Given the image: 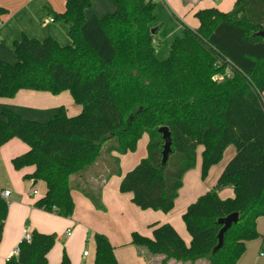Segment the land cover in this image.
Wrapping results in <instances>:
<instances>
[{
  "label": "trees",
  "instance_id": "obj_1",
  "mask_svg": "<svg viewBox=\"0 0 264 264\" xmlns=\"http://www.w3.org/2000/svg\"><path fill=\"white\" fill-rule=\"evenodd\" d=\"M111 1L112 14L86 18L91 0H66L64 13H51L54 22L67 25L69 45L23 35L14 45L17 63L0 59V99H12L21 90L53 95L69 91L82 107L74 117L61 108L46 123L25 120L5 108L0 148L15 138L29 147L12 163L18 171L34 167L24 180L46 184V194L35 208L69 219L75 212L73 190L106 211L103 185L121 174L119 159L112 153L135 152L145 134L147 157L122 178L120 191L132 193L141 209L164 213L174 209L186 173L196 166L198 147H204L205 180L232 145L235 155L216 185L182 216L190 245L173 226L159 223L151 225V238L132 233V245L148 264H237L247 242L259 238L257 220L264 216V37L257 35L264 32V0H236L229 12L197 11L199 27L184 25L164 60L157 55L159 1ZM7 14L0 6V25ZM228 68L231 78H214ZM163 127L172 136L166 166L159 133ZM111 140L115 143L109 159L103 158L100 167L104 146ZM226 187L233 188L234 197L219 196ZM8 213L9 204L0 192V243ZM233 213L239 214V222L213 253L222 229L218 221ZM32 236V242L22 241L19 256L6 264H48L57 234L33 231ZM94 239L95 264H118L109 238L96 233ZM58 264H71L66 252Z\"/></svg>",
  "mask_w": 264,
  "mask_h": 264
},
{
  "label": "crops",
  "instance_id": "obj_2",
  "mask_svg": "<svg viewBox=\"0 0 264 264\" xmlns=\"http://www.w3.org/2000/svg\"><path fill=\"white\" fill-rule=\"evenodd\" d=\"M91 1L93 7L86 11V18L92 16L102 18L113 10V7L109 6V4H106L102 9H98L95 7V1ZM104 1L108 3V0ZM163 1L160 0V2ZM182 2L187 10L186 14L191 12L194 16L197 11L207 8H217L220 11L229 12L234 9L236 4V0H182ZM0 6L8 10L7 16L0 25V59L10 64L17 63L18 59L14 45L22 39L23 35L39 40L50 37L63 46L71 43L67 25L51 21L53 20L52 11L56 13L65 12L66 0H0ZM198 27L199 21L194 22L190 28L197 29ZM5 108L14 110L25 120L40 123L48 122L50 117L58 113L61 108L66 109L69 117H74L82 111V107L75 103L69 91L53 95L48 92L21 90L12 99H0V117ZM141 141L143 148L144 145L149 143V136L147 134L143 135L138 146H140ZM28 151L29 147L17 138L12 139L0 148V183H2L0 192H10L9 198L6 199L9 204V213L0 243V264H6V258L22 242L26 231L57 234L56 243L47 256L48 264H58L64 252L69 256L71 264H95L96 243L94 235L96 233H102L109 238L118 264H148L138 254L137 248L132 245V233L138 232L151 238L153 232L151 225L154 223L170 224L186 245L189 246L191 236L187 231L182 216L187 208L200 196L213 189L221 172L235 155L236 149L231 145L225 150L223 159L218 164L219 168H214L207 181V179H202L201 174L204 147L199 146L197 149L198 167L186 173L183 188L175 202V207L169 213L151 209L143 210L133 203L132 193H122L120 191L122 178L138 166L142 159L147 157V152L146 155L141 154V156H132L135 155V152H129L125 155L113 152L112 156L119 159L121 174L120 176H112L103 185L102 203L106 211L97 210L85 195L78 190H73L72 197L75 202V212L69 219L35 208V203L46 194L45 183L42 185L39 197L31 199L25 196L27 189L30 194L32 193L31 191L34 193L33 189L40 182L36 184L33 181L24 180L25 175L34 172V167L18 171L14 168L12 161ZM26 169H29L30 172H25ZM103 171L100 172L102 173ZM90 182L96 183L97 181L91 179ZM18 188L23 190L21 201H18V195L14 198ZM227 188L230 191L225 192L226 190L224 189L219 192V196L222 199L234 197L233 188ZM12 198L14 199L11 201ZM16 206H21L22 209L19 217L16 220H12V210ZM258 221L259 219L257 220V230ZM8 225H10V228L14 227L15 230L12 231L9 228L7 232ZM248 243L246 244V250L250 249L249 252L245 251L237 264H264V260L261 257L259 258L256 254H252V249L255 246H248ZM87 248L89 249V254L84 256ZM261 248H264V242H262ZM261 256H264V253H261ZM156 260L158 261V259ZM169 264L183 263L171 261ZM196 264H209V262L199 261Z\"/></svg>",
  "mask_w": 264,
  "mask_h": 264
},
{
  "label": "rangeland",
  "instance_id": "obj_3",
  "mask_svg": "<svg viewBox=\"0 0 264 264\" xmlns=\"http://www.w3.org/2000/svg\"><path fill=\"white\" fill-rule=\"evenodd\" d=\"M93 1H95V7L98 9H102L106 6V4H109V6L113 7V10L111 12H108V13L112 14L115 11L113 2L111 0H108V3H105L104 0H93ZM215 1H220V0H215ZM155 13H156V22H157L158 26L160 27L159 31L157 32V36H156V40L158 41L157 55L161 60H164V59H167L169 56V50H170L171 43L174 41V39L176 37L182 36L183 31H184L183 24L191 27V25H193V23L197 22L198 20L196 19V17L194 16L193 13L190 12V13L186 14L187 10L185 9V7L183 5L182 0H164L163 2H160V0H159V5L157 6ZM114 143H115V140H111V141H109V143H107L104 146L102 158H101V160H99L98 166L103 167V165H104L103 158L105 160L109 159L108 151H109V148H111L110 146L114 145ZM141 143H142V141L140 142V146L137 147V150L134 153L135 155H132V156H141V154L146 155L148 143L146 145H144L143 148H142ZM106 147H107V149H105ZM216 166H218V167H216ZM216 166L209 170L208 177L211 175L214 168H219V165H216ZM197 167H198V165L196 163L195 168H197ZM95 168H98V167L95 165ZM26 171L30 172L29 169H26L25 172ZM85 177H86V175H85ZM208 179H207V181H208ZM1 184L2 183H0V185ZM42 185H44V182L41 181L33 189L34 191L37 190L36 194H34L33 191H31L32 193L30 194V192H28V189H27L26 190L27 194H25V196H27L31 199L34 197H39L38 195H40V193H41ZM224 189L226 190L225 192H227L228 190L230 191V189L227 187ZM16 191L17 192H16V195L14 194V198H15V196L18 195V201L19 200L21 201V199L23 197V195H22L23 190L21 188H18V189H16ZM14 198H12L11 201ZM21 209H22L21 206H16L12 210V218H13L12 220H16L19 217V213H20ZM9 228H10V225H8V227H7V232L9 231ZM10 230L14 231L15 228L11 227ZM258 231L260 234L259 238L252 240V241H249L248 246L254 245L255 247L252 249V254L253 255L256 254V256H258L259 258L261 257L262 260H264V256H261V253H264V248L263 249L261 248L262 242H264V237H263L264 236V216H261L259 218ZM88 250L89 249L87 248V251ZM249 250L250 249L246 250V252H249ZM154 262H157V260H154ZM178 263H180V262H178Z\"/></svg>",
  "mask_w": 264,
  "mask_h": 264
},
{
  "label": "water",
  "instance_id": "obj_4",
  "mask_svg": "<svg viewBox=\"0 0 264 264\" xmlns=\"http://www.w3.org/2000/svg\"><path fill=\"white\" fill-rule=\"evenodd\" d=\"M155 31V29L152 30V34H154ZM257 35L264 37V32L258 33ZM159 133L162 135V138L164 140L162 165L166 166L169 156L172 153V136L170 130L167 127L160 128ZM239 218L240 216L238 213H233L228 217L220 219L218 221V223L222 226V229L218 235V245L214 248L213 253H216L223 247L226 232L231 229L234 224H237L239 222Z\"/></svg>",
  "mask_w": 264,
  "mask_h": 264
},
{
  "label": "built area",
  "instance_id": "obj_5",
  "mask_svg": "<svg viewBox=\"0 0 264 264\" xmlns=\"http://www.w3.org/2000/svg\"><path fill=\"white\" fill-rule=\"evenodd\" d=\"M51 21H53V20H51ZM231 76H232V71L228 68V69L225 70V73H224V74H218V75H216L214 78H215L216 80H220V81H222V80L225 79V78H231ZM36 193H37V191H34V194H36ZM1 195H2V197H3L4 199H8L9 196H10V192H9V191H4L3 193H1ZM32 240H33L32 233H31L30 231H26V232L24 233V235H23V240H22V241H26V242H28V243H31ZM19 252H20V251H19V248H18V247L14 248L13 251H12V253L10 254V256H8V257L6 258V263H7L12 257H18V256H19ZM88 254H89L88 251H85V252H84V256H88Z\"/></svg>",
  "mask_w": 264,
  "mask_h": 264
}]
</instances>
